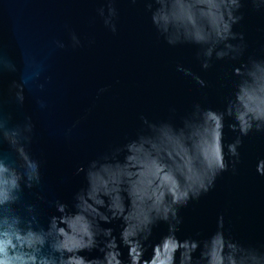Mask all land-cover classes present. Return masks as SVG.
Masks as SVG:
<instances>
[{
  "label": "water",
  "instance_id": "obj_1",
  "mask_svg": "<svg viewBox=\"0 0 264 264\" xmlns=\"http://www.w3.org/2000/svg\"><path fill=\"white\" fill-rule=\"evenodd\" d=\"M196 2L209 5L199 10L201 15L211 12L212 0ZM193 3L160 0L159 29L152 20L156 0H0V121L10 127L31 125L27 149L40 164L41 181L24 188V198L37 205L39 222L46 226L51 216L61 215L55 201L72 208L76 193L86 188L85 173L77 170L107 158L111 163L95 172L93 189L80 201V216L60 222L70 234L84 230L100 192L124 210L120 184L126 181L125 245L109 253L111 264H180L178 239L208 241L218 249L221 245L211 236L221 230L220 217L227 237L264 250V131L253 128L241 136L229 128L235 121L228 116L222 140L227 170L208 192L179 207L175 234L159 221L145 245L134 239L149 199L154 204L162 199L161 189L179 195L181 182L196 184L216 164L221 145L215 122L211 114L201 120L200 115L206 109L225 111L235 94V67L249 58L264 60V7L257 10L250 2L237 13L243 19L233 28L243 34V40L231 41L242 49L238 59L218 60L214 52L205 69L200 45L169 44L167 36L175 35L176 28L199 22ZM260 104L254 92L242 91L237 105L241 122ZM141 136L146 139L139 141ZM238 136L239 156L233 157L228 145ZM161 155L170 165L161 162ZM0 156L17 160L2 141ZM153 180L159 181L156 189ZM123 226L121 219L101 225L113 229L117 242ZM81 255L102 253L94 249Z\"/></svg>",
  "mask_w": 264,
  "mask_h": 264
},
{
  "label": "clouds",
  "instance_id": "obj_2",
  "mask_svg": "<svg viewBox=\"0 0 264 264\" xmlns=\"http://www.w3.org/2000/svg\"><path fill=\"white\" fill-rule=\"evenodd\" d=\"M246 2L252 3L257 10L264 7V0H212L211 12L201 15L199 10L206 9L209 5L194 0V15L200 17L199 22L195 27L188 24L176 28L175 35L167 36V42L171 45L181 42L200 45L203 48L204 57L202 67L205 69L210 67L214 52L218 60L226 57L238 59L242 55V49L231 41L237 38L243 40V34L234 32L233 28L243 19V15L237 13ZM156 3L159 7L153 13L152 20L161 29L157 25V12L162 5L160 0H156ZM109 12L114 14L115 10L109 8ZM112 30L115 31L114 26ZM170 30L162 31L168 33ZM261 67H264V60L249 58L246 62L240 63L233 69L232 74L237 78L235 94L225 111L206 109L201 113L200 120L207 113L211 114L215 122V136L221 145L217 152L216 164L205 172L196 184L186 185L181 177L183 182L180 185L182 191L179 195L175 193L168 195L167 189H161L162 199L155 204L149 199L147 202L149 211L143 218L140 231L134 237L141 245H145L152 235L153 227L159 221L168 223L169 232L175 234L177 225L181 223L178 215L179 207L186 206L190 199H198L202 193L208 192L213 187L216 176L227 170L228 164L224 159L222 144L225 116L234 119L235 123L230 124L229 128L233 132L238 131L241 136H246L253 128L258 132L264 131V73L260 72ZM36 75L39 73L36 72ZM197 81L204 86L205 82L199 77ZM246 89L254 92L261 100V104L258 110L249 112L248 119L242 123L237 115V105L242 91ZM17 97L23 100L19 92ZM30 132L31 125L10 127L6 122L0 121V141L6 143L17 157L16 161L9 162L0 156V264H111L108 259L109 253L117 251L118 244H124L125 241L127 226L124 217L127 208L124 197L130 195L127 182L122 181L120 184L121 204L124 210L114 206L111 195L100 192L94 203L95 214L88 217L87 227L70 234L66 224L60 222L61 219L69 215L80 216V201L86 192L93 189L95 172L105 164L111 163L107 161V158L103 162L91 161L86 170L83 166L77 170L85 173L86 188L76 193L72 205L75 210L73 211L67 203L57 200L55 201L56 212L61 215H53L46 226L41 225L37 205L25 200L23 192L24 188H32L41 181L39 161L33 159L27 149ZM180 134L184 133L180 132L177 135ZM145 139L141 136L139 141ZM241 143L238 136L228 145L230 156H239L238 147ZM128 145L125 146L126 149ZM116 151L120 152L121 149ZM126 159L127 155L124 160ZM160 159L162 163L170 165L163 162L162 155ZM131 171L134 173L135 169ZM152 184L154 189L159 187L158 180H153ZM116 219H121L124 224L119 242L113 236V229L101 227L102 224L111 223ZM218 228L221 230L211 236L212 242L221 245L218 249L212 247L208 241L201 244L199 241L190 239L180 241L177 238L180 264H184L185 260L187 264H264V250L240 244L225 235L222 231L223 217H220L218 221ZM101 237L104 238L103 242L100 240ZM112 245H115V248ZM94 249H99L102 256L88 258L81 255L83 252H91ZM197 252L199 255H196ZM132 264H136V261H132Z\"/></svg>",
  "mask_w": 264,
  "mask_h": 264
}]
</instances>
